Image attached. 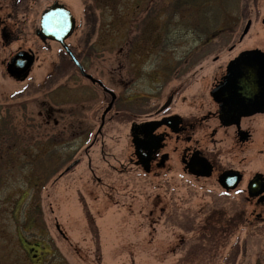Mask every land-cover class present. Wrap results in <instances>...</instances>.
<instances>
[{
  "label": "rangeland",
  "instance_id": "1",
  "mask_svg": "<svg viewBox=\"0 0 264 264\" xmlns=\"http://www.w3.org/2000/svg\"><path fill=\"white\" fill-rule=\"evenodd\" d=\"M59 1L75 19L66 43L118 100L92 140L107 97L76 69L59 73V44L34 34L51 0H0L3 23L14 18L22 29L8 43L0 34V264H264V227L249 213L240 184L226 191L213 177L188 174L173 151L182 143L174 141L163 168L148 173L128 161L131 115L144 118L180 83L173 63L195 46L194 31L206 37L194 11L171 14L172 0ZM236 2L215 36L232 29L236 38L250 17L244 45L263 47L264 0L244 12ZM26 48L35 60L17 80L5 63ZM217 51L227 58L224 47ZM196 77L185 93L206 90L211 71L204 67ZM176 105L188 117L191 107ZM213 122L203 121L193 135H205L199 142L206 151ZM29 246L40 249L35 258Z\"/></svg>",
  "mask_w": 264,
  "mask_h": 264
},
{
  "label": "flooded vegetation",
  "instance_id": "2",
  "mask_svg": "<svg viewBox=\"0 0 264 264\" xmlns=\"http://www.w3.org/2000/svg\"><path fill=\"white\" fill-rule=\"evenodd\" d=\"M53 3H60L65 6L59 0H51L40 13ZM250 10V13L252 12L254 15V8H250ZM6 16L7 13L5 14V17ZM263 18L264 16L260 18V22L264 26V23L261 21ZM251 19L250 17L246 19V21L249 20V26L245 34H242L241 30L236 38L232 29H227L225 32L218 33V36H215L214 30L205 32L206 37L203 40H200L199 33L194 31L192 35L195 46L188 49L184 55L179 57V62L173 63L175 68L171 72L175 77H180L178 78V83H180L168 91L163 100H161L153 110L146 112L144 118H137L133 113L131 115L133 119L130 121L129 125V134L132 146V134L139 138L143 137L144 131L142 132V123L168 117L169 119L167 121L169 124H159L151 132L152 135L160 136L161 145L149 153L145 163L147 167L146 171L149 173L155 169L165 167L166 162L169 160V151L164 150L166 146H168L171 141L182 143L180 147H176L175 145L173 151L177 152L178 159L185 172L188 173L187 164H196L197 162L194 161V158H200V156H202L208 161L210 166V174L205 177H213L217 181L218 175L225 170H236L240 173L238 182V185L240 184V193L249 209V213L253 214L264 227V110L243 115L239 118L237 123L224 125L218 120V103L211 97L212 88L222 81L226 74L227 65L240 52L254 48L264 52V46L253 45L246 47V45H244L246 34L250 29ZM253 20H255V18ZM38 28L39 17L38 26L33 30L37 37L36 30ZM21 30L20 23L16 19L11 18L9 23H3V19L0 18V34L5 43L20 37L22 35ZM223 47L226 50L225 54L227 58L225 60L222 59L223 54L221 51H217ZM20 50L32 53L34 58L36 56L35 51L31 48L17 49L14 53ZM210 52L213 53L210 63L205 66L201 65L199 68H192L194 63L198 62L199 59H202ZM204 67L206 70L210 69L211 71V80L208 88L206 90H194L185 93L189 87L188 85L196 80L199 71H202ZM161 71L162 73L164 72L163 69ZM164 73H166V70ZM84 78L93 86L99 87L103 92V97H107L108 101L109 95L102 90L100 85L96 82H91L86 77ZM136 97L135 93H132L129 99H134ZM117 100L118 96L116 95L112 106ZM178 101H185L189 107H191L190 111L186 112L188 113V117H184V113L179 112L180 110H176ZM210 119L214 120V122L207 132V141L210 144V148L206 151L207 149L205 147L203 148L199 142L205 135H201V138L193 137V135L194 131L200 127L203 121ZM131 126L134 127V130L131 129ZM96 131L92 140H95L96 136L101 133V128L99 131L96 128ZM225 140L228 141L227 148L230 154L227 156L226 162L221 163L220 159L224 160L226 158L224 157L225 154L223 151L228 153L227 149L221 147V144ZM84 150L86 151V148ZM138 160L139 159L134 153V147L132 146L128 161L142 168ZM253 166H255V168L252 169ZM194 167L198 168L197 166ZM28 248L36 251L31 252L34 258L40 251L36 246H29Z\"/></svg>",
  "mask_w": 264,
  "mask_h": 264
},
{
  "label": "water",
  "instance_id": "3",
  "mask_svg": "<svg viewBox=\"0 0 264 264\" xmlns=\"http://www.w3.org/2000/svg\"><path fill=\"white\" fill-rule=\"evenodd\" d=\"M261 21L264 23V18ZM248 26L249 20L246 21L242 34L247 31ZM73 28L74 18L68 9L60 3H53L40 14L39 28L36 30V34L41 40L49 38L57 41L76 65L79 72L89 78L90 81L97 82L104 91L109 93L110 99L100 116L99 131L103 123L104 114L111 107L115 94L105 87L100 80L84 72L76 56L65 43V38L70 35ZM32 62V53L20 50L9 58L5 70L15 79H23L27 75ZM211 96L218 103V120L224 125L237 123L243 115L264 110V52L257 48L240 52L227 65L225 76L219 84L212 88ZM168 119V117H164L159 120L142 123V132L144 131L142 138L132 134L131 142L134 147V153L145 171L147 170L145 163L149 153L161 145L160 136L152 135L151 132L159 124H169ZM131 129L134 130V127L131 126ZM76 161L70 162L64 170L69 169ZM194 161L197 163L187 164L189 173L201 176L210 174L209 163L204 157L194 158ZM239 179L240 174L236 170H225L217 177L218 183L224 189L234 188Z\"/></svg>",
  "mask_w": 264,
  "mask_h": 264
},
{
  "label": "trees",
  "instance_id": "4",
  "mask_svg": "<svg viewBox=\"0 0 264 264\" xmlns=\"http://www.w3.org/2000/svg\"><path fill=\"white\" fill-rule=\"evenodd\" d=\"M243 12L245 8L254 2V0H241ZM236 0H172L170 5L171 14L178 12L194 11L198 26L205 32H210L218 28V22L227 23L226 15L230 8L236 6ZM222 17V18H221ZM228 17V16H227ZM60 60L57 69L59 73L66 71L67 68L74 67L66 54L60 50Z\"/></svg>",
  "mask_w": 264,
  "mask_h": 264
}]
</instances>
